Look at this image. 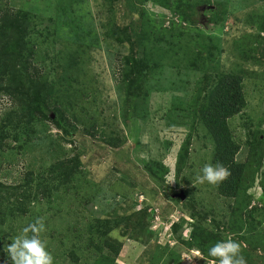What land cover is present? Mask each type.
I'll use <instances>...</instances> for the list:
<instances>
[{
	"label": "rangeland",
	"instance_id": "obj_1",
	"mask_svg": "<svg viewBox=\"0 0 264 264\" xmlns=\"http://www.w3.org/2000/svg\"><path fill=\"white\" fill-rule=\"evenodd\" d=\"M7 1L16 9L32 11L36 27L33 43L40 47L41 55L47 51L50 57L55 56L82 44L84 51L86 49L88 74L81 78L83 84L89 85L88 93L92 95L91 114L102 119V126L111 138L121 140L118 145H111L103 140L102 128L91 134L83 125L67 141L63 138L64 130L49 122L41 127L43 132L35 134V141L24 156L18 150L13 157L8 152L0 156V181L18 183L26 171L41 170L61 154L82 155L84 182L79 195L68 201L72 213L70 205L68 209L50 211L48 204L40 205L35 212L46 225L40 238L47 244L55 264H95L101 256L99 237L98 244L91 249L87 238L80 241L73 237L80 255V262H75L70 257L71 250L62 247L64 237L58 232H69L74 225L84 228L96 216L98 219L112 217L116 223V213L120 215L121 224L113 235L123 245L117 257L119 264H218V260L206 257L199 248L180 242L181 238H190L196 224L201 228L200 234L214 231L222 234L223 240L231 238L240 242L247 264H264V135L261 134L264 132V0H208L210 3H202L199 10L185 8L189 15L186 20L162 5L167 0L162 3L152 0L146 3L142 0H6V4ZM146 9L150 14L162 16L166 27L185 29L192 35L194 38H188L190 49L197 48V34L205 33L202 43L216 47L214 55L219 58L221 70L244 76L248 106L232 118L230 124L242 147L239 161H248L251 165L245 185L246 199L227 198L219 193L218 184L197 182L206 164L217 166L215 143L202 122L191 137L187 163L178 171L179 154L191 129L190 124L170 127L166 120L165 112L171 105L173 91L152 94L149 120H123L124 102L118 91L116 71L118 57L130 52L124 32L141 24ZM163 78L169 83L179 79L169 73ZM77 87L84 86L76 83ZM81 93L83 96L77 99L80 105L88 96L86 92ZM10 105L7 96H0V119ZM78 114L80 112L74 115L79 117ZM257 133L260 134L256 140ZM49 135L57 139L60 147L56 143V152L60 154H49L45 140ZM154 161L165 164L169 172H153ZM168 176L174 177V181L169 182ZM87 201L95 203L93 211L84 205ZM238 201L245 206H239ZM255 207L259 208L254 214L256 218L245 216L248 209ZM32 221L35 217L27 218L24 223L27 226ZM130 225H137L141 230H134ZM14 237L10 232L0 241V264H12L6 245ZM73 246L69 241L68 247ZM197 252L202 257L196 255ZM186 255L190 261L185 259Z\"/></svg>",
	"mask_w": 264,
	"mask_h": 264
},
{
	"label": "trees",
	"instance_id": "obj_2",
	"mask_svg": "<svg viewBox=\"0 0 264 264\" xmlns=\"http://www.w3.org/2000/svg\"><path fill=\"white\" fill-rule=\"evenodd\" d=\"M148 1L142 0L143 3ZM152 1L162 3L166 0ZM5 2L0 0V96H7L11 105L0 119V156L8 152L13 157L17 150L24 156L35 141V134L37 136V132H43L44 128L41 127L49 122L64 130L63 138L67 141L71 140L78 127L84 125L85 130L91 134H95L93 130L99 132L102 128L103 140L118 145L120 138H111L102 126V119H96L97 115L91 114L89 105L93 103L92 95L88 93L89 85L83 84L81 78L88 74V60L84 56L86 49L84 51L79 43L77 48L66 53L63 51L50 57L46 51L44 56L41 55L40 47L33 43L32 35L36 27L32 11L16 9L8 1L7 4ZM202 3L207 5L210 2L167 0L162 5L178 12L186 20L189 15L184 9L191 7L199 10ZM149 11H143L140 25H133L131 31L124 32L127 36L125 42L130 44V52L118 57L116 71L118 91L124 102L123 120H149L152 114V94L173 91L171 105L165 112L166 120L170 127L190 124L191 129L179 154L178 171L181 172L187 163L191 137L202 122L215 143L214 163L230 172L227 179L218 183L219 193L235 200L246 199L245 185L251 165L248 161H239L242 147L237 143L230 124V120L248 106L244 76L221 70L219 58L214 55L216 47L207 45V42L202 43L203 38H206L205 33L197 34V48L190 49L188 38H194L192 35L185 29L166 27L162 16L157 17L156 13L150 14ZM216 50L220 52L219 48ZM165 73L179 79L169 83L168 79L163 78ZM76 83L84 87L75 88ZM81 92H86L88 96L80 105L77 99L79 95L83 96ZM77 112H80L79 117L74 115ZM261 134L264 135V132ZM45 140L49 154H60V151L56 152L60 145L54 135H49ZM261 167L262 164L259 169ZM151 170L169 172L165 164L155 161ZM83 176L82 155L61 154L41 170L26 171L25 177L18 183L0 181V241L7 238L10 232L15 237L21 235L23 228L29 225L26 226L25 220L29 217L37 219L35 212L40 205L48 204L50 211L62 207L68 209L70 205L72 213L68 201H72L74 195H79ZM32 203L38 206L33 207ZM237 203L245 206L242 201ZM94 204L87 201L84 205L93 211ZM258 211V207L248 209L245 216L256 218L254 214ZM111 218L107 216L98 219L96 216L84 228L74 225L75 228H69V232H58L59 235L63 234L62 247L71 250L73 261L80 262L78 246L73 237H78L80 241L87 238L89 249L98 244L99 237L102 243L98 250L102 253L95 264H119L117 257L123 245L114 237L113 232L120 228L121 219L118 213L115 216L116 223ZM130 226L134 230H141L137 225ZM145 230L149 231L148 227ZM200 231V226L194 225L190 238H181L180 242L190 248H199L206 257L216 259L208 256V250L223 240L222 234L208 230L200 234ZM69 241L74 244L72 248L68 247Z\"/></svg>",
	"mask_w": 264,
	"mask_h": 264
},
{
	"label": "clouds",
	"instance_id": "obj_3",
	"mask_svg": "<svg viewBox=\"0 0 264 264\" xmlns=\"http://www.w3.org/2000/svg\"><path fill=\"white\" fill-rule=\"evenodd\" d=\"M202 175L197 177V182L203 184L205 181L211 185H216L228 178L230 172L223 166H213L206 164L202 168ZM169 182L174 181V177L166 178ZM46 231L43 218H37L34 223L23 228L22 234L14 237L10 244L6 245V252L12 264H55L47 244L40 238V234ZM32 235L29 236L28 233ZM196 255L202 257L197 252ZM208 256L216 258L218 264H247L246 258L242 254L241 243L231 238L218 241L209 248ZM185 259L190 261L187 255Z\"/></svg>",
	"mask_w": 264,
	"mask_h": 264
},
{
	"label": "water",
	"instance_id": "obj_4",
	"mask_svg": "<svg viewBox=\"0 0 264 264\" xmlns=\"http://www.w3.org/2000/svg\"><path fill=\"white\" fill-rule=\"evenodd\" d=\"M53 117H54V115H53ZM181 195H183V194H181ZM181 195H180V196H181ZM181 197H183V198H184V196H181Z\"/></svg>",
	"mask_w": 264,
	"mask_h": 264
}]
</instances>
